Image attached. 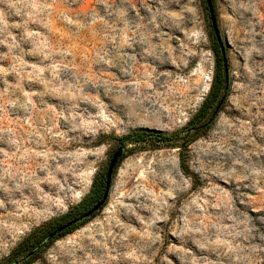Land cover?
Returning <instances> with one entry per match:
<instances>
[{
    "label": "rangeland",
    "instance_id": "1",
    "mask_svg": "<svg viewBox=\"0 0 264 264\" xmlns=\"http://www.w3.org/2000/svg\"><path fill=\"white\" fill-rule=\"evenodd\" d=\"M212 3L229 89L190 130L220 59L204 0H0V264L82 216L121 146L105 206L29 264H264V0Z\"/></svg>",
    "mask_w": 264,
    "mask_h": 264
},
{
    "label": "trees",
    "instance_id": "2",
    "mask_svg": "<svg viewBox=\"0 0 264 264\" xmlns=\"http://www.w3.org/2000/svg\"><path fill=\"white\" fill-rule=\"evenodd\" d=\"M218 52L220 54L219 48H218ZM219 57H220V59H218L219 62H218L217 72H216V75L214 77V83L212 84V88L210 89L208 95L203 100V102H202V104H201V106H200V108H199V110H198V112L196 114V117L203 119L206 116H208V114L210 113V110H212V112L210 114V117H209L208 121L205 124L200 125V126H198L196 128H191L190 130H206L210 126L213 118L216 116V114L218 113L219 109L221 108V106H222V104L224 102L223 98L225 99V97H226V93H227V91L229 89V82H228V88L226 89V79H225V74H224V68H223V65H222L221 55L220 56L218 55V58ZM222 100H223V102L220 104V102ZM182 133H187V130L186 131H182ZM182 133H180V134H182ZM180 134H176V135L179 136ZM176 135H174V136L170 135L169 136V135H165V134H161V133L136 132V133H132V134H130V135L124 137V138H121V140L123 142H130V143H146V142L165 143V142H168L169 140H172L174 137H176ZM182 147H184L186 149L187 145L182 146ZM123 158H124V154L119 159L117 164ZM180 168H181V171L184 173V175H186V176L191 178L193 186H195L198 180H197V178L194 175L191 174L189 168L186 166V164L183 161L180 162ZM113 173H114V171H113ZM104 181H105L104 178H99L98 179V181L96 182V184L93 187L92 194L90 196H88L86 199L82 200L81 203L75 208V213L76 214H85V212L87 210H90L97 202H99V200L102 197L103 190H104ZM93 216H91V217H93ZM70 229L62 232L58 236L63 235L64 233H66ZM54 239L55 238H53L46 245H44L39 251H37V252H35L34 254L31 255V252L36 247H38L43 240L41 242H39L37 244V246H35L28 254H26L22 258L21 263H26V264L31 263V261L34 259V257L44 247H46L47 245L52 243ZM9 264H19V263L12 262V263H9Z\"/></svg>",
    "mask_w": 264,
    "mask_h": 264
},
{
    "label": "water",
    "instance_id": "3",
    "mask_svg": "<svg viewBox=\"0 0 264 264\" xmlns=\"http://www.w3.org/2000/svg\"><path fill=\"white\" fill-rule=\"evenodd\" d=\"M204 1H205L207 10H208L211 28H212V31L214 33V37H215L217 46H218L219 51H220L222 65L224 68V74H225V79H226V89H227L228 88V82H229V74H228V65H227L225 47H224L222 40H221V37H220V33H219L218 25H217V19H216V15L214 12L212 0H204ZM223 100H224V98H223ZM223 100L220 102V104L223 102ZM123 154H124V147L121 146L111 156L109 163H108V166H107V171L105 174L103 194H102V197L99 200V202H97L90 210H88L82 216L66 222L65 224L57 227L54 231L49 233L46 236V238L41 242V244L31 252V255L34 254L35 252L39 251L44 245H46L53 238H56L58 235H60L66 229H69L70 227L82 222L83 220L90 218L91 216H93L96 212H98L100 209H102L105 206V204L108 200V197H109L110 189H111V182H112V175H113L114 168H115L117 162L119 161V159L122 157Z\"/></svg>",
    "mask_w": 264,
    "mask_h": 264
},
{
    "label": "flooded vegetation",
    "instance_id": "4",
    "mask_svg": "<svg viewBox=\"0 0 264 264\" xmlns=\"http://www.w3.org/2000/svg\"><path fill=\"white\" fill-rule=\"evenodd\" d=\"M76 225H77V224H76ZM74 226H75V225H74ZM72 227H73V226H72ZM72 227H70V228H72ZM70 228H69V229H70ZM66 230H68V229H66ZM66 230H65V231H66Z\"/></svg>",
    "mask_w": 264,
    "mask_h": 264
}]
</instances>
